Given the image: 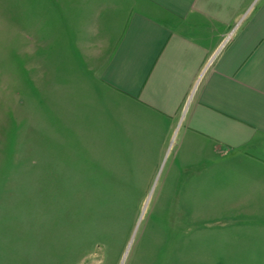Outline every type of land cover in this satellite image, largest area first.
Returning a JSON list of instances; mask_svg holds the SVG:
<instances>
[{"label": "rangeland", "instance_id": "374dc122", "mask_svg": "<svg viewBox=\"0 0 264 264\" xmlns=\"http://www.w3.org/2000/svg\"><path fill=\"white\" fill-rule=\"evenodd\" d=\"M30 3L0 0V264L38 263L40 246L54 264H264V202L237 209L218 203L220 183H175L167 155L151 168L121 147L89 155L105 135L83 119L92 83L72 55L94 57L98 23L66 40Z\"/></svg>", "mask_w": 264, "mask_h": 264}, {"label": "crops", "instance_id": "0c3cea01", "mask_svg": "<svg viewBox=\"0 0 264 264\" xmlns=\"http://www.w3.org/2000/svg\"><path fill=\"white\" fill-rule=\"evenodd\" d=\"M30 1L66 40L75 23H98L94 57L72 55L92 83L83 119L105 135L91 157L121 147L151 168L167 155L175 183H220L218 203L237 209L264 202V0ZM37 249L29 260L54 264Z\"/></svg>", "mask_w": 264, "mask_h": 264}, {"label": "built area", "instance_id": "2783aa9c", "mask_svg": "<svg viewBox=\"0 0 264 264\" xmlns=\"http://www.w3.org/2000/svg\"><path fill=\"white\" fill-rule=\"evenodd\" d=\"M231 34H232V32L231 33H229L228 35H227V37H226V41H228L229 39H230V37H231Z\"/></svg>", "mask_w": 264, "mask_h": 264}]
</instances>
